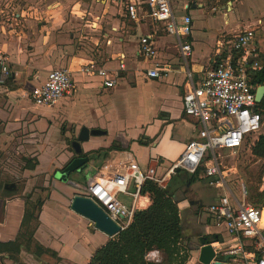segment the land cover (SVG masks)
I'll return each instance as SVG.
<instances>
[{
    "label": "crops",
    "instance_id": "obj_1",
    "mask_svg": "<svg viewBox=\"0 0 264 264\" xmlns=\"http://www.w3.org/2000/svg\"><path fill=\"white\" fill-rule=\"evenodd\" d=\"M94 1L102 5L100 9H103V16L108 17V24L103 27L101 15H96L95 19L86 26L95 27L102 33L105 37L104 47L110 48L115 38L113 34L119 29H127L130 37H117L119 48L111 50V55L105 56L102 51L97 57L92 58L85 51L86 48L77 44L80 29L73 30V27L81 26L83 18L93 12H89L88 8H82L77 12L76 5L70 6L75 2L79 7L87 5L85 0H62L63 5H60L58 0H0V48L8 54L9 67L12 71L9 85H0V151L4 152L2 159L8 157L11 161V165L6 166L1 159L0 177L7 179L9 175H15L23 184L24 194L33 192V197L36 195L41 197L42 202L36 213L38 223L32 233L35 242L38 241L41 247L51 248L55 253L53 257L52 254L43 251L40 257H36L23 250L20 257L26 264L89 263L95 251L111 237L71 208L74 195L83 194L79 186H82L89 177L97 175L105 165L118 167L121 163H127L125 159L130 155L131 160L137 161L142 167H146L153 159L162 161L164 167L177 159L186 143L197 138L201 127L197 120L187 116L183 110L182 96L189 86L186 69L193 70L195 80L200 79L204 68L210 64L220 45L221 33L245 25L251 19L243 16L241 9L222 10V7H211L214 14L217 10L223 11L225 24L228 27L226 30L222 29L217 39L213 41L212 48L201 56L202 61H200L196 49L199 40L195 35L193 11L204 7L206 0H172L177 16L183 14L192 16V32L189 39L192 42L193 53L185 62L176 46V37L162 30L161 24H154L151 21L132 22L110 2ZM72 15L77 16L74 18ZM262 18H253L252 22L256 27H249L254 30L263 27ZM85 30L88 31L87 28ZM261 31L264 32V28H261ZM141 34H151L158 48V59L172 64L173 70L167 77L161 79L146 77L145 70L151 63L140 56L138 37ZM258 39L256 33L255 46L260 59L264 56V47L258 43ZM98 41L99 38L95 43L98 44ZM91 59H95L100 66L107 69L112 77H117L114 87L108 88L104 85L102 77L87 76L80 70L82 64ZM123 61L126 63L125 69L120 68ZM55 68H69L72 71L75 87L71 95L65 96L54 106L38 105L24 95L26 91L41 84L47 78L48 72ZM139 73L140 75L137 76ZM135 77L137 80H134ZM131 78L136 87L138 83L154 87L151 95L147 96L150 102L149 108L153 111L152 115L141 123L139 132L135 136L99 137L108 133V124L115 120L118 110L117 93L127 83L126 80L129 79L130 82ZM255 86L257 91L260 85ZM84 126L90 130L102 131L100 134H90L89 139L81 143L82 156L90 157L89 167L95 168L94 173L84 175L79 181L75 175L82 174L88 169L73 172L69 180L61 181L55 174L76 156L71 146L72 141L78 138ZM259 132V135L264 134V118ZM257 139L258 136L254 138L255 142ZM224 151H219L220 156ZM23 157H27L26 161ZM226 169L229 184L235 192V188L239 190V187L231 184L230 175L233 169ZM183 172L186 171L180 170L178 174L182 175ZM203 172L197 173L196 181H202L215 191V194H211V203L216 202L224 194V189L210 186L208 177ZM196 181L188 182L185 186L188 188ZM181 188L176 191V197L182 223L183 215L186 220H191L190 217L195 215L204 217L207 234L203 237L205 240L207 237L211 239V242L206 241V243H212L215 250H220L221 245L233 244L235 242L233 236L225 228L217 226L213 217L207 212L206 208L211 203L204 207L201 193L198 198L188 199L185 195L189 189L185 188L181 191ZM120 198L126 202L131 201L125 194H120ZM151 202L150 197L147 207ZM199 207H204L205 214L196 209ZM260 208L264 209V207ZM24 215L23 197L0 196V242H2L0 247L4 245L13 247L14 240L23 225ZM189 242L192 240L188 241L185 237L181 240L182 250L188 254L185 264L190 262ZM195 250H192V253H196L199 257V251ZM149 254L150 260L161 261L163 258V253L157 250ZM214 260L216 263L213 264H234L229 255L220 252Z\"/></svg>",
    "mask_w": 264,
    "mask_h": 264
},
{
    "label": "built area",
    "instance_id": "obj_2",
    "mask_svg": "<svg viewBox=\"0 0 264 264\" xmlns=\"http://www.w3.org/2000/svg\"><path fill=\"white\" fill-rule=\"evenodd\" d=\"M105 1L120 9L132 22L161 24L162 30L176 37V46L184 61L192 56L193 46L189 39L192 16H177L172 0ZM138 42L140 56L151 63L145 70L146 77H167L173 66L158 59V48L152 35L141 34ZM258 58L255 30L251 27L234 33L229 40H221L200 79L195 80L193 70L186 69L189 86L182 96L183 110L200 123L197 138L189 140L179 157L166 167L158 159H153L146 167L135 160L118 167L105 165L97 175L79 186L83 194L101 206L122 231L131 224L138 210L147 207L151 197L149 192L143 191L147 181L166 187L171 175L178 170L196 174L203 166L208 184L224 189L219 200L206 210L216 225L225 228L235 240L226 249H216V255L219 252L227 254L234 264H264L263 210L248 201L249 191L245 183L239 187V196L232 190L219 153L240 149L245 144L251 147L255 142L253 136L261 129L263 118L257 109L256 86L250 83L248 76L250 70L261 68ZM120 68H126L124 61ZM80 70L87 76L102 77L108 88L114 87L118 80L95 59L82 64ZM10 78L9 56L0 48V85H6ZM74 87L72 71L55 68L48 72L41 84L24 95L38 105L54 106L71 95ZM120 194L129 196L131 201H124Z\"/></svg>",
    "mask_w": 264,
    "mask_h": 264
},
{
    "label": "rangeland",
    "instance_id": "obj_3",
    "mask_svg": "<svg viewBox=\"0 0 264 264\" xmlns=\"http://www.w3.org/2000/svg\"><path fill=\"white\" fill-rule=\"evenodd\" d=\"M58 1L60 2V5H63L61 4L64 3L62 2V0ZM85 1L87 2V5H83L81 7L75 4L76 2L70 5H76L75 10H77V12L82 8H88L89 12H93L92 14H88L83 18L81 26L79 25L77 27H73V30L80 29V35L77 37V44L84 49L86 48L85 51L92 58L97 57L102 51L104 52L105 56H109L111 55L112 51H114V49L119 48V46H117L119 45L117 37L123 36L124 38H128L130 37V34L129 32H127V29H119L118 31L114 32L115 34H113V36H115L113 44L110 45L109 49L105 48L103 43L105 37L102 35V33H100V31L95 27H87L86 24L92 22L95 19L94 17L96 15H101V21L103 22V27H105V25L108 24V17H106V15L103 16V9H100L102 8L101 4L95 1L93 2V0ZM229 1L206 0L204 7L200 9L196 8L193 11V16L195 17V35L198 36L199 40V44L196 45V49L200 58L203 54H206L209 49L212 48L213 41L217 39L222 29L226 30L228 27L225 24L226 18L223 16L222 10L241 9V13L243 14V16L251 18L249 19V23H245V25L243 24L232 31H225L221 33V40L224 41L229 40L234 33L239 32L241 29L248 28L249 26L255 28L256 26L252 22L253 18L257 19V17H263L262 19L264 20V0H231L232 4H230ZM211 7H222V10H217V13L214 14ZM72 16L75 18L77 15ZM240 19L241 21L243 20L242 17ZM260 27L264 28V26ZM85 28H87L88 31L85 30ZM261 28L257 29V35L259 37H264V32L261 31ZM97 38H99L98 44L95 43ZM169 39L172 40L171 38ZM200 61H202V58L200 59ZM139 75L140 73L137 74V76ZM136 78L137 77H135L134 80H137ZM126 81L127 83H125V85L121 87L119 93H117L119 97L117 101L118 110L116 118L108 124V133L106 135L99 136L101 138H114L116 136L119 137L122 135L125 138L135 136L139 132L141 123L149 118L153 113V111L149 108L150 102L147 100V96L151 95V92L154 91V87H152L151 85H145L143 83H138V86L136 87L134 86L132 78L130 82L129 79H127ZM143 101L145 103L144 107ZM257 134L254 135L253 138H257V136H259V134ZM221 155V160L223 162L224 168L233 169V173L230 175L231 184L234 187H240L242 183H245L249 191L248 201L256 207H262V204L264 203V191L262 192V198H260L259 196L256 197V194L261 192L260 190H264V160L254 156L248 144H245L242 148L237 150H225L224 152H221ZM1 156L2 154H0V161L2 159ZM131 159L132 156L130 155L127 159H125V161L128 162ZM7 164H11V161L9 159H5V165L8 166ZM94 169L95 168L91 166L82 174L79 173L75 175V178H78V180L81 181L84 175L93 174ZM181 176L185 177V172H183ZM184 177L182 178L184 179ZM185 188L187 187L185 185H182L181 191ZM187 189L189 190L187 192V195L185 196L188 197V199L198 198L200 197V193L203 195L202 200L204 207L208 206L211 203V194H215L214 190L207 187L200 180L196 181L194 185H190ZM235 192L239 196V190L235 188ZM0 195H5V193L0 192ZM204 207H199L196 209L199 210V212H203L205 214ZM190 219L191 220H186L183 215L184 237L188 241L192 240V242H189L188 245L191 248L189 264H201L198 257L196 256V253H192V250L194 251L196 249V247L200 243V238L207 234V229L205 228L204 217L200 218L199 215H195L191 216ZM224 235L227 238L228 235L226 232L224 233ZM230 245L231 244L221 245V248L226 249Z\"/></svg>",
    "mask_w": 264,
    "mask_h": 264
},
{
    "label": "trees",
    "instance_id": "obj_4",
    "mask_svg": "<svg viewBox=\"0 0 264 264\" xmlns=\"http://www.w3.org/2000/svg\"><path fill=\"white\" fill-rule=\"evenodd\" d=\"M256 33L257 30L255 29V35ZM258 38L260 39H258V43H261L262 47H264V37L258 36ZM258 63L261 68L250 70L248 73L250 83L257 86L264 85V56L258 59ZM10 79L7 82L8 85ZM257 109L261 113L262 118H264V97L260 102H257ZM251 152L254 156L264 160V134L258 136L257 141L251 147ZM203 170L202 166L197 173ZM178 171L172 176L166 187H161L153 181L146 182L143 191L150 193L151 204L138 210L133 221L126 229L109 238L104 245L98 248L88 264L186 263L188 254L182 250L181 246L184 231L176 191L182 185L196 181L198 174L190 175L185 172L186 176L184 177L179 175ZM257 196L262 198V192L257 193ZM262 207H264V203ZM32 219L33 214L26 211L23 227L29 225ZM32 239L29 238V242ZM206 241L211 242V239L207 237ZM37 247L43 253L44 249L39 244H37ZM154 250L163 253L161 261H154L148 258V254Z\"/></svg>",
    "mask_w": 264,
    "mask_h": 264
},
{
    "label": "water",
    "instance_id": "obj_5",
    "mask_svg": "<svg viewBox=\"0 0 264 264\" xmlns=\"http://www.w3.org/2000/svg\"><path fill=\"white\" fill-rule=\"evenodd\" d=\"M231 4L232 2L229 1ZM264 97V85H260L256 91V100L260 102ZM102 133L99 129L90 130L88 127H82L78 138L72 142V146L75 150L76 156L61 170H58L55 174L56 178L61 181L69 180L71 173L82 172L89 168L90 157L82 156L83 149L81 143L89 139L90 134ZM71 208L78 214L84 216L88 220L94 223V226L100 231L107 234L109 237H113L120 232V226L108 215V213L99 206L90 197L78 193L75 194L71 201ZM199 251V262L201 264H213L215 262L216 252L212 243H206V240L201 237L200 243L196 247ZM219 263V262H218Z\"/></svg>",
    "mask_w": 264,
    "mask_h": 264
},
{
    "label": "flooded vegetation",
    "instance_id": "obj_6",
    "mask_svg": "<svg viewBox=\"0 0 264 264\" xmlns=\"http://www.w3.org/2000/svg\"><path fill=\"white\" fill-rule=\"evenodd\" d=\"M3 153H4L3 151H0V154L3 155ZM26 158L27 157H23L24 161H26ZM2 160L5 165V158H3ZM7 165L10 166L11 164H7ZM1 171H0V174H1ZM22 185L23 184L20 178L15 177V175H9L7 179H4V177H0V192L5 193V195H0V196L20 195L21 197L25 199V213L26 211H29L33 214V219L29 222V225H26V227H23L22 225V227L20 228V231L14 240L13 247H10V246L6 247L5 245L4 247L3 246L0 247V264H26L25 262L21 260V257H20V253L23 250L32 253L36 257L41 256V251L37 247L38 241L36 242L34 241L36 239L34 237V234L32 233L33 232L32 229H35L37 227L38 216L36 217V213L39 209L38 206L39 204H41L40 202H42V199L41 197H38V195L33 197L32 196L33 192H30L29 193L30 195L24 194L25 192L22 189L23 187ZM23 221H24V218H23ZM29 238L31 239L33 238V239L29 242L28 240ZM42 248L44 249V251L48 252L49 254H52L53 257L55 256V253L53 252L51 248H46V247H42Z\"/></svg>",
    "mask_w": 264,
    "mask_h": 264
},
{
    "label": "bare ground",
    "instance_id": "obj_7",
    "mask_svg": "<svg viewBox=\"0 0 264 264\" xmlns=\"http://www.w3.org/2000/svg\"><path fill=\"white\" fill-rule=\"evenodd\" d=\"M262 221H263V223H264V219H263Z\"/></svg>",
    "mask_w": 264,
    "mask_h": 264
}]
</instances>
